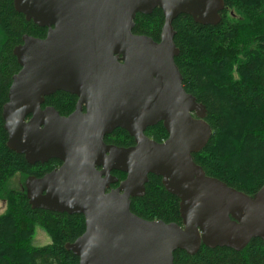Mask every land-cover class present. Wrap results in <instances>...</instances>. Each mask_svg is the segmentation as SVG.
Segmentation results:
<instances>
[{
	"label": "water",
	"instance_id": "obj_1",
	"mask_svg": "<svg viewBox=\"0 0 264 264\" xmlns=\"http://www.w3.org/2000/svg\"><path fill=\"white\" fill-rule=\"evenodd\" d=\"M13 8L47 32L23 36L12 51L20 70L2 107L6 147L30 165L61 163L28 178L26 196L32 209L84 218L83 234L65 245L78 264H173L174 252L193 255L201 245L240 251L256 238L264 245V186L250 199L193 162L212 131L174 63L172 22L186 15L215 26L223 0H13ZM155 9L164 20L159 42L134 35L135 16ZM56 92L77 98L67 117L40 108ZM158 123L167 134L161 143L144 135ZM116 129L134 146L106 145ZM150 175L179 200L182 225L130 212Z\"/></svg>",
	"mask_w": 264,
	"mask_h": 264
},
{
	"label": "trees",
	"instance_id": "obj_2",
	"mask_svg": "<svg viewBox=\"0 0 264 264\" xmlns=\"http://www.w3.org/2000/svg\"><path fill=\"white\" fill-rule=\"evenodd\" d=\"M223 2L221 21L215 26L196 24L186 15L172 22L173 42L179 50L174 63L185 92L204 106L212 131L204 149L192 155L193 162L205 176L252 196L264 186V0ZM163 21L159 9L138 14L132 33L159 42ZM23 35L44 37L45 31L17 13L13 0H0V203L4 204L0 264H78L65 245L83 234L84 218L32 209L21 190L27 177L38 178L60 163L49 160L30 165L6 147L2 107L12 77L19 72L12 50ZM76 101L75 96L56 92L45 98L43 107L67 116ZM113 132L104 138L105 144L132 145L125 131ZM144 135L157 143L167 138L161 123L147 128ZM112 175L118 182L125 179L119 172ZM144 188L142 197L131 199L130 212L146 221L180 225L179 200L163 188L161 179L150 175ZM35 227L48 235L49 244L33 245ZM173 264H264V245L255 239L240 252L204 246L193 255L176 251Z\"/></svg>",
	"mask_w": 264,
	"mask_h": 264
},
{
	"label": "flooded vegetation",
	"instance_id": "obj_3",
	"mask_svg": "<svg viewBox=\"0 0 264 264\" xmlns=\"http://www.w3.org/2000/svg\"><path fill=\"white\" fill-rule=\"evenodd\" d=\"M24 17V16H23ZM25 19V18H24ZM40 28V27H39ZM41 29H43L44 31H45V35H44V37H33V36H28V35H23V36H27V37H32V38H34V39H44L45 38V36H46V32H47V29L46 28H41ZM22 36V37H23ZM22 37H21V43L19 44V45H17V46H20V45H22ZM17 46H15V47H17ZM14 47V48H15ZM13 51V50H12ZM19 70H20V67H19ZM53 95V94H52ZM70 95V94H69ZM51 96V95H50ZM73 96V95H72ZM49 97V96H48ZM45 98H47V97H45ZM45 98H44V100H45ZM44 100H43V103H42V105H41V109H45V108H52V107H43L44 106ZM76 100H77V98H76ZM77 102V101H76ZM76 105V104H75ZM54 109V108H53ZM75 109V108H74ZM55 110V109H54ZM58 113V112H57ZM70 115V114H69ZM68 116V115H67ZM67 116H62V117H67ZM114 133V132H113ZM112 133V134H113ZM148 138V137H147ZM167 139V138H166ZM165 139V140H166ZM165 140H163L162 142H164ZM105 143V142H104ZM161 143V142H160ZM106 145H111V144H106ZM111 146H114V145H111ZM131 146H134V140H133V143H132V145H130V146H128V147H131ZM128 147H123V148H128ZM54 160V159H53ZM58 161V160H57ZM48 162V161H47ZM46 162V163H47ZM59 162V161H58ZM60 163V162H59ZM41 164V163H40ZM44 164V163H43ZM61 167V163H60V166L59 167H57V168H55V169H53L52 171H50V172H47V173H44L42 176H40V177H38V178H34V177H27V179L28 178H32V179H41L42 177H44L45 175H47V174H50V173H52L53 171H56L57 169H59ZM26 181L27 180H25V182H24V186L21 188V190H24L25 191V194L27 193V190H26ZM111 188H116V187H112L111 186ZM246 195V194H245ZM246 196H248V195H246ZM254 196H255V194L254 195H252V196H248L250 199H253L254 198ZM27 197V196H26ZM180 225H182L181 224V220H180ZM179 225V226H180ZM256 239H258V238H256ZM252 240H255V239H251L250 240V242L252 241ZM258 240H260V239H258ZM261 241V240H260ZM249 242V243H250ZM262 242V241H261ZM248 243V244H249ZM262 244H263V242H262ZM201 246H204V245H201ZM204 247H207V246H204ZM207 248H209V247H207ZM216 248H226V247H214V248H210V249H216ZM226 249H229V248H226ZM230 250H232V249H230ZM232 251H234V250H232ZM241 251V250H240ZM240 251H235V252H240Z\"/></svg>",
	"mask_w": 264,
	"mask_h": 264
},
{
	"label": "rangeland",
	"instance_id": "obj_4",
	"mask_svg": "<svg viewBox=\"0 0 264 264\" xmlns=\"http://www.w3.org/2000/svg\"><path fill=\"white\" fill-rule=\"evenodd\" d=\"M13 184L16 187H18V181L15 179L13 180ZM4 211V204L1 202L0 203V214ZM50 243V239L48 237V235L41 230L38 227H35L34 229V236H33V245L36 247H41V246H45L47 244Z\"/></svg>",
	"mask_w": 264,
	"mask_h": 264
}]
</instances>
